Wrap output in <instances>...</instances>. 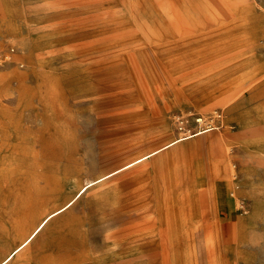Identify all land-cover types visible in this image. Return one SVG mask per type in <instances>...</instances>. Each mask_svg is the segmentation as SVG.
I'll return each instance as SVG.
<instances>
[{
  "label": "rangeland",
  "instance_id": "374dc122",
  "mask_svg": "<svg viewBox=\"0 0 264 264\" xmlns=\"http://www.w3.org/2000/svg\"><path fill=\"white\" fill-rule=\"evenodd\" d=\"M0 40L15 48L0 64V260L27 231L22 217L48 190L59 158L65 168L72 154L74 178L33 218L90 180L211 129L163 150L153 165L193 176L195 187L207 180L195 177L201 167L224 168L213 185L232 184L234 216L214 203L222 211L217 241H183L182 250L173 242V255L158 263L264 264V95L246 93L230 108L232 90H264V0H0ZM140 165L93 185L11 264H57L51 244L60 235L71 246L58 264H117L123 241L109 237L117 228L110 222L120 202L151 182L126 174ZM7 221L23 223L11 233ZM79 245L102 252L73 256Z\"/></svg>",
  "mask_w": 264,
  "mask_h": 264
},
{
  "label": "crops",
  "instance_id": "0c3cea01",
  "mask_svg": "<svg viewBox=\"0 0 264 264\" xmlns=\"http://www.w3.org/2000/svg\"><path fill=\"white\" fill-rule=\"evenodd\" d=\"M246 93L254 96H260L264 95V90L261 88L254 89V87H252L251 89H245L239 94L237 91L232 90L231 96L234 98L237 96L238 97L232 103H230V108L233 109V105L236 104L237 101L242 100V98L247 95ZM210 130H200L193 133V135L181 140L179 139L180 137H177L165 143L164 145L150 150L127 162L120 168L88 181L86 184L77 188L75 195L72 198L67 200L64 205L56 209H62L63 207L62 210L65 211L74 204L78 197L89 193L90 188L93 185L106 178L114 176L123 169L132 167L138 163H142V165L129 170L126 174H132L134 178L133 176L131 178L134 179V182H137L141 179L151 180V182L142 183L141 187L137 191L132 192L130 196H127L124 199V203L123 201L120 202L116 206L112 215L113 217L111 218L114 220V222H110L116 225L117 228L108 232L109 237H120L123 241L116 245V257L118 258L117 264H140L139 261H137L138 257L139 259L143 258L142 264H159L158 258L163 257V260L166 261L165 257H171L173 255V242L180 246L179 250H182L183 241H194L196 242L198 248L202 246V242L209 240L213 242L217 241V233L220 226L219 222L221 221L220 215L222 211L217 212V210L214 208V203H220V210H226L230 216H234L235 213L232 197L234 190L232 188V184L230 182H226L225 180H220L217 182L216 187L213 185L214 179L219 178L218 175L222 176L224 174L221 173L224 168L221 169L214 165L215 167H213V172H206L210 171L211 166L210 168L201 167V170L195 173V177L196 175L199 178H203L205 176L207 180L202 182L201 186L195 187L198 185H191L193 176L188 174L189 178L187 176V178H182L180 175H166L167 172H165L166 170H164L162 166L161 168H155L153 165L157 157L162 154L163 150ZM111 133L116 134L114 130H112ZM210 146L217 150H219L220 147L219 143L217 142L211 143ZM227 151L229 150L227 149ZM222 153L224 156V149ZM67 157L68 158L63 159L64 161L68 162V164H63L64 166H67L65 168H62L60 158L57 160L58 163L54 162L52 174H48V190L46 191L45 188L42 190L47 195L46 199L50 196V194L62 190L74 178V170L76 169V166L73 165L72 154H69ZM143 167H149V170H141ZM228 168L230 172L235 171L233 165L229 164ZM228 168L224 170L226 171L227 175H229ZM218 172L219 174H217ZM42 191L38 193L37 199L31 202L32 206L30 215L22 217L25 218V220H22V218L20 219L25 221L27 227L32 224L33 215L40 213L38 209L45 201H39V199L45 195H41ZM48 192L49 194H47ZM216 197L218 201L216 200ZM151 209H153L152 212ZM59 211H57L58 213L56 212L52 219L63 212ZM151 213L155 214L152 215ZM121 214L125 216L127 214L128 218H123ZM12 223L9 222L10 225ZM45 228L46 227L43 229ZM43 229L40 231V233L43 231ZM102 235L104 238V234ZM60 236L51 244V249L56 252L57 264L59 263V257L70 256L68 253L62 254L61 250L70 248L71 241H62ZM96 241L97 240H94V242ZM79 247L81 246L79 245ZM23 250L24 249L17 251L12 256V260L5 264H11L18 256L23 254ZM101 252V249L94 250L92 247L86 248L84 246L79 248L78 252H76L73 256H85L90 258L91 256H99ZM176 255L183 256L184 253L180 251L177 252ZM2 259L0 262H2ZM111 263L116 264L113 262ZM100 264L109 263L104 260V263Z\"/></svg>",
  "mask_w": 264,
  "mask_h": 264
},
{
  "label": "bare ground",
  "instance_id": "6f19581e",
  "mask_svg": "<svg viewBox=\"0 0 264 264\" xmlns=\"http://www.w3.org/2000/svg\"><path fill=\"white\" fill-rule=\"evenodd\" d=\"M190 135H188V136H182V137H180L179 139L181 140V139H184V138H187V137H189ZM175 141H177V140H175ZM174 141V142H175ZM86 190V189H85ZM43 194H45V193H43ZM80 196V195H79ZM45 197H46V194L45 195H43V197H42V200H45ZM44 198V199H43ZM41 200V201H42ZM60 210V211H59ZM57 211H59V212H61V211H63L62 209H55V210H53V211H50L49 213H43L41 216H39V217H34L33 218V222H32V224L27 228V231L26 232H24V233H22V235H21V239H20V242H19V244L16 246V248H14V249H12V250H10L7 254H6V256H5V258L2 260V262H0V264H5V263H8V262H10L11 260H12V256L17 252V251H19V250H21V249H24V248H26L37 236H38V234L40 233V231L44 228V227H46L47 225H48V223L51 221V219H52V217L56 214V212ZM58 213V212H57ZM170 217V216H169ZM168 217V218H169ZM170 219V218H169ZM7 223L9 224V221H7ZM23 223V222H22ZM22 223H21V221H19V223L18 224H15V223H12L11 225H10V228H11V233H13V232H15V231H17V229H19L21 226H22ZM27 227V226H26ZM169 231V230H168ZM10 233V234H11ZM16 234H18V233H16ZM15 234V235H16ZM17 236V235H16ZM168 236V235H167ZM1 238V237H0ZM167 239V238H166ZM18 241V240H17ZM168 243V242H167ZM168 247V246H167ZM171 250V249H170ZM193 250V249H192ZM168 251V250H167Z\"/></svg>",
  "mask_w": 264,
  "mask_h": 264
},
{
  "label": "built area",
  "instance_id": "2783aa9c",
  "mask_svg": "<svg viewBox=\"0 0 264 264\" xmlns=\"http://www.w3.org/2000/svg\"><path fill=\"white\" fill-rule=\"evenodd\" d=\"M15 54V48L8 46L0 40V64L13 58Z\"/></svg>",
  "mask_w": 264,
  "mask_h": 264
}]
</instances>
